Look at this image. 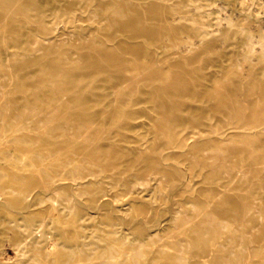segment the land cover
<instances>
[{"label": "rangeland", "instance_id": "rangeland-1", "mask_svg": "<svg viewBox=\"0 0 264 264\" xmlns=\"http://www.w3.org/2000/svg\"><path fill=\"white\" fill-rule=\"evenodd\" d=\"M26 1L40 6L46 22L53 28L56 25L58 50L37 53L42 57L38 73L40 66L24 65L22 56L13 60L11 55L20 51L13 48L12 41L4 44V31H0V120L9 107L10 117L25 121L36 118L28 127L48 128L36 159L43 162L60 156V161L43 174L61 177L54 189L32 191L27 182L30 162L25 163L26 171L17 175L12 169L15 162H7L9 181L16 192L25 191V196H30L26 200L21 195L13 199L5 196L4 205L0 203V264H19L15 261L20 256V264H115V258L128 251L131 256L121 257L116 264H264L261 161L246 160L238 148L228 146L230 136L223 137V130L209 133L204 128L182 126L180 119L197 121L204 117L181 107L185 87L179 93L158 92V85L149 83L131 97L134 112L128 115L130 124L123 116L113 120L114 112L124 110V100L115 101L112 87L125 80L115 76L114 85L109 84L103 76L94 78L95 68L77 62L81 44L112 39L129 60L146 67L151 62L160 65L169 13L160 4H149V0ZM255 1L250 2L252 9L259 0ZM196 2L204 5L203 1ZM237 2L236 14L245 16L247 9ZM261 18L264 20V14ZM185 32L183 37L191 34ZM255 59L249 64L240 48L217 47L184 69L183 77L197 86L223 83V97L246 105L255 100L264 107V62ZM239 70H245V75L250 70L254 90L248 101H244L243 82H227ZM37 77L41 93L34 91ZM73 90L74 96L70 93ZM83 104L90 106L75 109ZM253 133L264 138L262 128ZM36 136L21 142L34 144ZM187 137L193 139L188 141L185 158L176 166L172 161L166 165L160 162L158 157L178 151V143ZM71 139L75 144L69 152ZM13 149L12 141L3 157L10 160L14 153L18 155ZM140 154L146 155L143 161L138 159ZM9 191L0 188V193ZM141 222L150 223V229ZM164 247L179 254L168 256L159 251Z\"/></svg>", "mask_w": 264, "mask_h": 264}, {"label": "bare ground", "instance_id": "bare-ground-1", "mask_svg": "<svg viewBox=\"0 0 264 264\" xmlns=\"http://www.w3.org/2000/svg\"><path fill=\"white\" fill-rule=\"evenodd\" d=\"M171 1L173 0H149V4H160L163 9H165L166 12L170 15L169 21H166V29L168 34L164 36L165 39L162 38L164 40L161 42L160 49L162 50V53L160 55V65H158V63L155 64L151 62V66L147 65L148 67H146L144 63L138 64L135 60H129L123 53L118 51L112 39L101 41L94 40L81 44L77 62L88 67L95 68V70H97V73L95 74L94 78L103 76L104 79H107L106 82H108L109 84L114 83L115 76H119V78L121 77L125 80L124 84L119 85L118 87H112V94L115 98V101H119L120 99L124 100V110L121 113H119L118 111L114 112L113 110V120H119L120 117L123 116L125 117L126 122L130 124L128 115L133 114L134 112L130 103L131 97L141 87H145L149 83H156L158 85V92L169 90L173 93H179L182 88L185 87V93L180 97L182 103L181 107L185 108L186 111L190 113L202 114L204 117L203 119L197 121L190 119H180V121L178 122L182 126L192 129L204 128L207 129L209 133L212 130H223L225 132L222 135L223 137L227 135L230 136L228 146L232 148H238L240 155L245 157L246 160L259 159L261 161L259 164L261 166L264 165V138L259 135L255 136L253 133L254 130L260 128L264 129L263 105L255 100L250 101L246 105L240 102L238 99L223 97L222 90L225 88V85L223 83H217L214 86L210 87L206 85L197 86L194 85V82L186 80L183 77L182 72L184 69H187L189 66H191V64H195L196 62L200 61L202 57L208 56L212 51L217 50V47L240 48L244 54L245 61L249 64H251L255 58L259 62H264V20L261 18V15L264 14V0H259L257 2V5H255V8L252 6L253 9L250 6L254 5L250 4L252 0H239V4L243 7V9L246 8L248 11L245 16H238L236 14V9L238 6L237 0H199L203 1L204 5L197 4L196 0H175L176 2L174 6L169 8L166 7V4ZM203 8L205 9V12L202 14L199 11ZM194 11L195 14H191ZM176 16H179V18H177ZM45 17V11L40 6L31 5L26 0H0V31H4L2 42L7 45L9 44V41H12L13 48H16L20 51V53H13L11 55L13 60H17L19 56H22V58H24V65L35 63L36 65L40 66L42 57L37 53H41L45 50H58L59 37L56 34V25H54L53 28V26L49 25V23L46 22ZM185 31L191 34L183 37V34L186 33ZM46 42L49 43L46 44ZM31 56H34V59L31 58ZM40 70L41 66L38 69V73H40ZM245 70H239L232 73L229 76L227 82L231 85L243 82V86L246 88V98L244 101H248L253 95L252 91L254 90V84L251 81L250 70L247 75L243 73V71ZM85 83H88V81H86ZM30 90L31 89H28V92ZM34 91H36L37 93H41V83L38 77L35 80ZM75 92V90L70 91L71 95L73 96L75 95ZM260 102H262V100ZM36 104L38 105V107L40 106L39 101H36ZM86 106L90 105H76L75 109H80ZM34 110L37 109L35 108ZM34 110L32 112H34ZM8 111H10L9 107L6 110L7 113L4 118L0 120V188L5 187V191L6 188L10 191L7 193H0V203H2L5 196L6 198L8 197L9 199H13L17 195H21L24 200L28 199L30 196L29 194L25 196V191L21 193L19 190L20 193H17L15 190V185L13 186L9 181L10 175L8 174V161L11 162L13 160L15 162V166L12 167L14 175L19 174L21 171H26V167L28 166H26L25 163L27 161L30 162L29 169H27L29 173L27 182L29 183L28 188H31L32 191L35 188H40L43 192L54 189L53 187L59 181V177H61L58 175L50 177L46 175L44 176L43 174V170L47 171L49 167L55 166L57 162L60 161V156H54V158H52L51 160L46 159L43 162L37 161L36 159V156L41 153L42 137H45L49 134L47 132L48 128L43 129L42 127L43 131H41V128L36 129L28 127V125H31L36 118L31 119L30 121H25L24 119H18L15 115L10 117ZM39 117L40 115H38V118ZM6 127L10 128L7 129ZM230 131H232V134L229 133ZM34 134L38 135L35 138L36 140L34 144L24 145L21 142L23 138L32 139V136ZM236 134H238V136H236ZM235 137H238L239 139L235 140ZM218 138L221 139V137ZM192 139V137H187L186 140L183 139L184 141L179 142L177 145L178 151H173L171 153L169 152L164 156L161 155L162 157H158V159L161 160L160 162L164 164L167 163V161H172L173 165L176 166L181 159L185 158L186 153L189 152L187 144H189L188 141L192 142L190 141ZM12 141L14 148L13 150L14 152H17L18 155L13 152L14 154L11 155L10 160H8L6 156H3L5 155L4 152L6 151V149H9L10 142ZM70 142H72V145L69 148V152L72 151V148L75 144L74 139H71ZM145 157L146 155L144 154L138 155V159H142V161ZM2 159L6 160V163H4ZM262 170H264V167L262 168ZM212 172L215 175L218 174L217 170H212ZM36 180H38V183L37 185H34L33 182ZM135 182H133V184ZM22 188L24 189V186ZM27 192H29V190ZM56 201H59V199ZM102 201H104V199ZM116 207L117 206H115V208ZM141 223H143L142 226L146 228H149L151 226L150 223L147 222ZM153 226L155 227V225ZM177 231H179V229ZM184 235H186V233ZM18 247H20V244ZM23 249L25 248L23 247ZM159 251L173 257L179 254L177 250L174 251L170 247H164V249H161ZM21 254L23 255L24 253ZM77 255L79 256L78 253ZM126 256L127 258H129L131 256V251H128L127 255H124L122 252L120 256L118 255V257L115 258V260L113 259L114 263L116 264V262L119 261L121 257L123 258ZM20 259H22L21 256L15 262H18L20 264ZM35 264L41 263L35 262ZM201 264L207 263L201 262Z\"/></svg>", "mask_w": 264, "mask_h": 264}]
</instances>
